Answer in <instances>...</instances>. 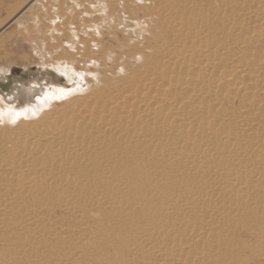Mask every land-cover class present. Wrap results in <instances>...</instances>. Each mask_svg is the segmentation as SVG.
I'll list each match as a JSON object with an SVG mask.
<instances>
[{"label": "bare ground", "instance_id": "obj_1", "mask_svg": "<svg viewBox=\"0 0 264 264\" xmlns=\"http://www.w3.org/2000/svg\"><path fill=\"white\" fill-rule=\"evenodd\" d=\"M42 1L29 0L11 21L14 36L5 37L28 55L19 56L20 65L40 59L46 69L50 63L88 75L98 69L105 77L101 61L114 57L106 68L119 76L118 86L108 79L90 96L77 97L0 75L5 103L29 105L0 118V127L14 133L5 202L16 204L21 216L62 209L91 224L78 256L88 264L229 262L227 253L239 249L232 232L254 233L264 225V0H215L218 18L187 0H167L160 22L151 21L153 28L160 23L156 42L146 41L155 55L143 54L141 65L126 70L115 67L122 56L136 59L138 47L128 51L123 15L104 31L101 23L109 20L100 17L90 27L92 37L76 40L50 14L48 27L38 23L32 8H42ZM53 1L63 14L64 1ZM76 1L65 4L71 12ZM93 6L105 10L104 4ZM27 14L42 32L38 38L21 30ZM225 21L232 34L223 30ZM54 31L68 49L57 47L63 54L52 57L51 46L42 47L55 40ZM29 39L34 42L25 43ZM6 53L0 54L4 64ZM24 116L31 119L23 122ZM39 229L34 239L49 236L67 246L60 235Z\"/></svg>", "mask_w": 264, "mask_h": 264}, {"label": "rangeland", "instance_id": "obj_2", "mask_svg": "<svg viewBox=\"0 0 264 264\" xmlns=\"http://www.w3.org/2000/svg\"><path fill=\"white\" fill-rule=\"evenodd\" d=\"M63 1L64 3L62 4L61 8V12L63 14L58 15L57 8H54L55 10L53 9L52 4L55 6V1L43 0L42 8H32L34 10L33 15L36 19H38V23L43 22L42 24L46 25V27H48V20H46L48 18L46 16L47 14H50L49 17H54L57 24L59 22L66 23L68 25L66 34L68 36L71 35V37L75 36L76 40H78L79 37H86L87 39L92 37L93 31L90 30V27L92 23H98L100 17L106 16L110 21H108V25H103V23H101V27H103L102 31H104V29L106 30L105 27H112L113 22L118 20L117 15H120V17L123 15V19L125 22H127L128 27H121L120 30L125 29V36L130 37L131 39V44L128 47V51L136 45L138 47L139 53L137 52V58L134 60H129L126 58V56H122L119 59V65L115 67L116 70H126L128 66H131L132 64V66H134V62L141 65L143 63V54H147L148 56L155 55V50H147L146 41L150 40L152 43L156 42L157 30L155 29L159 27L160 23L156 24L155 28H153L151 21L160 22L163 9L170 6L167 0H77V5L70 6V8L73 10V12H71L65 5L67 0ZM187 1L194 4L199 9L204 11L207 10L209 16L212 17L213 13L215 12V17H219L217 3L215 0ZM28 3L29 0H19V2H16V0H0V31L8 27V25L10 27V25H12V19H14L22 7ZM99 3L105 5L104 12L98 13L93 9V5ZM7 4L8 6L10 5V7H7ZM83 9L90 11V14L85 12L81 13L80 11ZM68 11H70L69 14ZM74 13L76 14L74 15ZM31 15L32 14H30L29 17H24L22 19L21 22L23 23V27L21 30H31L30 32H34L38 38V34H41L42 32L37 30V27L32 24L31 20L33 18ZM73 16H76V18ZM93 16H95L94 19H91ZM68 18L70 19V22H66ZM59 26H61V24ZM9 27L6 28V31L4 30L2 33H0V54L1 52H8L6 53V55H8V57L6 56L8 63L4 64V57L0 55V67L4 68V70L0 71V75H7L6 72H8L9 75L15 76L24 85H36L40 86L41 88H46V86H48L49 89L53 91H60L62 89L64 91L70 92L69 95H77V97H83L85 95L90 96V94H92L96 89L104 87L105 82L108 79L112 81V86H118L117 81L119 76L110 74V69L106 68L108 66L111 67V64L114 65V57L110 61L107 59H103L101 61L105 67L104 72H106V78L104 76L97 75L96 71L98 69L95 70V75L93 74L94 76L88 75L87 72L85 73L82 70H77L75 72L71 67V69L69 67H59L55 69L54 64L52 63H50L49 68L46 69L43 65H41L43 60L40 59V64L39 62L31 64L28 60L25 65H20L22 62V57H26L27 54L24 55L25 53L20 52V50L17 52L18 50H16V48L18 49V47H20L19 43L11 44V42L5 41V37H8L9 35L14 36L13 31L15 28L13 29V25L10 28ZM226 29H228L230 34H232V26H230L227 21H225V25L223 27L224 31H226ZM25 36H28V34H25ZM52 36L55 38V40L48 41L47 45L42 47V51H44L49 45L51 46L49 49L53 52L52 57H55L58 56V54H63V51L57 49V47H61V49L68 48L65 45H62V40L64 39L63 37L61 38V33L54 31ZM222 40L223 38L221 41ZM228 40V43H230V36ZM57 41H59L62 46H59ZM33 42L34 41H31V39L25 40V43ZM92 43V41L89 43L90 51H95ZM148 46H150V44H148ZM81 47H83V45L79 43L78 48ZM119 49L124 51L123 47H120ZM12 51L13 53H11ZM14 52L18 54H15ZM15 55L17 56L16 58ZM62 57L65 58V56ZM10 58L13 59L11 60ZM18 60H21V62ZM65 63L68 66V60ZM132 70H134V67ZM121 76H127V73L121 72L120 77ZM86 78H90V81H86ZM7 99V93L2 92L0 94V118L1 115L8 109L12 112L22 114V112L25 111L29 106L26 102L16 100L10 102V104L7 105L4 101H7ZM53 103L55 105V111L62 109L60 106H58L59 102L57 100ZM50 110H52V107L46 109V112ZM28 120L26 116L21 119L23 122H27ZM8 131L10 130H4L0 127V264H83L84 261L78 259L80 254L79 246L81 243L87 241L86 235L92 231L91 224L87 226L80 224L75 216L70 215L68 211L62 209L52 210L43 208L33 212L32 214H25L21 216L16 213V204L5 202L9 198V190H4V185L6 184L5 182L7 181L9 174V165L13 163V159L10 154V151L12 150V144L10 142L14 133ZM40 227L47 229L51 233L60 235L61 239H63L67 246L65 247L55 244L52 240H50L51 238L49 239V236L46 238L40 237L39 239H34V235L41 234L38 233L41 232L39 229ZM256 229L258 230L254 233H245L246 231L244 230H241L238 233L232 232L230 238L232 239L233 243L235 241L238 244L237 248L239 249L235 250L234 252L227 253L225 258L228 259L229 262L226 261L224 264H264V225H262L261 229L259 227ZM181 262L182 264H188L186 263V260L180 261L178 258L174 259L173 261L167 259L166 261L160 262L159 264H180ZM84 264L88 263L84 262ZM209 264L215 263L210 262Z\"/></svg>", "mask_w": 264, "mask_h": 264}]
</instances>
